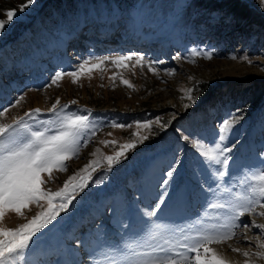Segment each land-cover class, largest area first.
I'll list each match as a JSON object with an SVG mask.
<instances>
[{
  "label": "rangeland",
  "instance_id": "374dc122",
  "mask_svg": "<svg viewBox=\"0 0 264 264\" xmlns=\"http://www.w3.org/2000/svg\"><path fill=\"white\" fill-rule=\"evenodd\" d=\"M26 2L0 0V20L7 18V11L15 12L0 32V111L9 109L0 116V122L11 123L23 117L28 124L39 127L41 122L57 119L58 114L89 117L90 127L80 137L78 154L65 162L67 171L54 169L51 178L47 172L41 173L44 189L56 191L74 174L83 175L80 169L89 161L102 164L92 171L88 186L77 195L70 210L62 212L33 238L20 264L64 261L77 241L83 245L99 229L115 236L114 229L120 222L132 223L136 210L140 215L141 209L151 210L165 188L166 203L155 219L173 210L178 197L191 206L199 195V184L192 173L198 158L180 140L177 130L197 133L209 142L216 138L217 126L229 113L243 118L232 126L225 141L228 146L236 145L227 175L218 181L220 187L214 197L225 206L209 210L207 216L201 215L203 207L189 221L188 242L233 223L235 212L247 205L245 197L254 183L249 177L264 168V95L255 102L259 89L247 91L264 86V5L260 0H241L252 14L247 19H238L221 5V0H34L21 10ZM193 51H211L213 55L208 59L191 55ZM129 53L157 61L152 66L156 70L147 64L136 65L135 60L123 65L105 61L92 68L99 63L93 59L75 82L67 75L55 84L51 82L56 72L76 71L89 57ZM177 55L181 59H175ZM21 96L24 99L16 105ZM57 99V113L48 111ZM36 108L41 111H31ZM146 120L153 121L150 130L136 125ZM165 123L166 128L162 127ZM137 131L149 139L138 143L127 152L126 159L107 170L103 157L114 155L119 145L138 142L139 138L133 136ZM178 152L181 164L169 185L164 186L165 173ZM237 157L241 165L235 172L236 179L231 180V164ZM178 192L185 195L178 196ZM46 207L43 200L32 203L23 210V217L8 211L0 226L15 228ZM251 219L264 223V217L253 214L235 222L249 223ZM179 232V239L186 236ZM236 232L232 240L209 247L235 244L250 252L261 250L258 244L264 241V230L253 227L245 233L237 228ZM249 259L264 264V258Z\"/></svg>",
  "mask_w": 264,
  "mask_h": 264
},
{
  "label": "snow or ice",
  "instance_id": "6c2138e0",
  "mask_svg": "<svg viewBox=\"0 0 264 264\" xmlns=\"http://www.w3.org/2000/svg\"><path fill=\"white\" fill-rule=\"evenodd\" d=\"M260 2L264 5V0H260ZM33 3L34 0H27L25 5L20 6L21 10ZM14 15V10L7 11V18L0 20V32L4 30L6 24L12 21ZM191 55H205L208 59H211L213 53L211 51L203 53L193 51ZM174 58L181 59L179 55ZM233 58L235 59V57ZM93 59L99 63L92 65V68L100 67L105 61H114L117 65H123L125 62L135 60L136 65L143 66V64H147L151 70L155 71L156 69L152 66L158 63L138 53L115 57H89L79 64L76 71L56 72L51 78V82L55 84L57 80L62 79L65 75L73 77L75 82L78 74L83 72L89 60ZM244 59L247 60V57H244ZM248 62L251 63L250 60ZM123 82L130 85L127 80ZM23 99V96L19 97L15 104L18 105ZM192 102L195 103V100ZM59 103L60 101L57 99L48 111L57 113ZM189 106L185 105V108ZM8 110L5 107L0 111V116H3ZM31 111L39 113L41 109L36 108ZM30 114L26 113L25 115ZM242 118L238 114L229 113L228 117L217 126L216 138L209 142H205V138L197 133L185 134L179 129L177 130L180 140L197 154L198 159L196 165L192 168V173L197 179L200 190L204 193L205 205L204 211L201 213L203 216H207L209 210L225 206L217 203L214 197L216 189L220 187L218 181L227 175L229 163L233 160L230 154L236 147L234 143L230 146L226 145L225 141L228 139V133L231 132L232 126ZM48 125H55V127ZM136 125L150 130L153 121H137ZM113 126L120 128L132 127V125L124 124H114ZM167 126V123L162 125L165 128ZM89 127V117L75 113L58 114L57 119L41 122L39 127L28 124L23 117L14 119L11 123L0 122V222L3 221L8 211L15 212L23 217V210L29 209L32 203L39 204L42 200L47 202V207L28 219L26 223H22L15 228L0 226V264H20L21 261H25V253L33 244V238L56 220L62 212L70 210L77 195L88 186L92 171L100 166L102 161H89L80 169V173H83V175L74 174L64 182L62 188L56 191L41 187L45 183L41 178V173L47 172L51 178L54 169L67 171L65 162L78 154L80 137ZM133 136L139 138L138 142L119 145V151H116L114 155L103 157V161H106L107 170L119 164L122 159H126L127 152L134 150L138 143H143L149 139L148 135H141L138 131L133 133ZM102 143L116 144L115 141H103ZM92 155H95V153ZM180 164L181 158L178 152L165 173L166 178L162 181L164 186L169 185ZM205 173H207V179L204 178ZM249 179L254 183L249 188L250 195L245 197L247 205L240 206V210L235 212L233 223L223 226V230L207 232L194 239L192 243L188 242L191 239L188 236H182L181 241L176 243L165 240L167 247L145 242L126 243L119 249L115 246L109 250L100 248L90 252L89 259L92 264H233L231 260L219 255L216 249L209 247V245L232 240L238 235L237 228H243L245 233L253 227L257 230H264V223L258 224L254 219H251L249 223L235 222L246 214L264 217V210L257 211L258 207L264 209V168L254 172ZM73 181L76 182L73 183ZM209 181L212 183H209ZM94 182L102 183L103 181ZM213 184H215V188ZM167 195V189L165 188V191L157 197L155 204L150 206L151 210L148 208L140 210L143 217L149 218V222H151L150 218L156 216L161 210V206L165 205ZM177 195L183 196L185 193L178 192ZM54 201L59 202L54 203ZM125 227L127 226L125 225ZM155 227L159 229L161 225L157 224ZM245 233L241 234H244L245 239H248ZM262 235H264V232H262ZM152 239H155V234L148 236V240ZM77 244H79V241H77ZM258 248L261 250L256 252L240 248H231V250L242 253L245 257L243 264H255L249 257L264 258V241L259 242ZM138 249L146 250L138 251ZM193 253L194 255H192ZM97 257H100V259H97Z\"/></svg>",
  "mask_w": 264,
  "mask_h": 264
},
{
  "label": "bare ground",
  "instance_id": "6f19581e",
  "mask_svg": "<svg viewBox=\"0 0 264 264\" xmlns=\"http://www.w3.org/2000/svg\"><path fill=\"white\" fill-rule=\"evenodd\" d=\"M66 44V41L62 43V48L64 51L66 50ZM43 62H45V60ZM40 103L43 104V101H40ZM240 165V159L237 157V160L231 164V180L236 179L235 172ZM158 178L159 177L156 176L154 181L157 182ZM204 178L207 179V173L204 174ZM209 183L212 182L209 181ZM213 187L215 188V184H213ZM198 192L199 195L193 199L191 206H187L184 198L179 199L180 197H178L176 198V203L174 201V204L176 205L174 206L173 210L165 213L164 215L162 214L163 216L158 219H155V217L150 218L151 222H149V218H145L143 215L138 214L139 211L136 210V213L131 221L132 223L126 220L124 222H120V226L118 225L119 227H115V236L106 235V233L99 229L96 236L87 239L83 245L81 243L76 244L75 247H72V249H70L71 251L69 255L64 258V261L52 264H92V261L89 259V253L93 250H98L100 248L109 250L113 246L119 249L126 243L148 242L167 247L165 240H169L172 243H176L181 240L179 239V235L181 234L179 231L182 232V235L189 237V235L191 236L189 221H192L191 219L200 213L205 205L204 193L200 190L199 185ZM140 202L141 201H138L136 204L137 208L141 207L139 205ZM158 221H161V223H157ZM157 224L161 225L159 229L155 227ZM125 225L127 227H125ZM150 234H155V239L148 240V236ZM61 238L63 239V237ZM231 246L232 248H239L238 245L235 244H232ZM213 248L216 249L219 255L231 260L233 264H243L244 259L240 257V254L230 250L227 245H215ZM145 250L146 249H138V251ZM97 259H100V257H97Z\"/></svg>",
  "mask_w": 264,
  "mask_h": 264
},
{
  "label": "trees",
  "instance_id": "16d2710c",
  "mask_svg": "<svg viewBox=\"0 0 264 264\" xmlns=\"http://www.w3.org/2000/svg\"><path fill=\"white\" fill-rule=\"evenodd\" d=\"M220 3H222L221 5L225 9L231 11L234 14V16H236L238 19H247L252 15L249 12V10L245 8V6H243L241 0H221ZM257 89H259L258 95H256L255 98H253L255 102H259V100H261V98L263 97L264 86H259L258 88L253 87L247 90L248 93H250L257 91Z\"/></svg>",
  "mask_w": 264,
  "mask_h": 264
}]
</instances>
